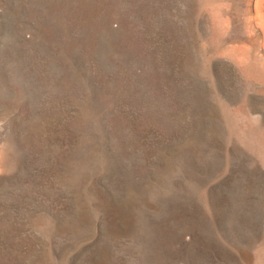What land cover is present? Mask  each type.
Here are the masks:
<instances>
[{
  "label": "rangeland",
  "instance_id": "1",
  "mask_svg": "<svg viewBox=\"0 0 264 264\" xmlns=\"http://www.w3.org/2000/svg\"><path fill=\"white\" fill-rule=\"evenodd\" d=\"M0 264H264V0H0Z\"/></svg>",
  "mask_w": 264,
  "mask_h": 264
}]
</instances>
